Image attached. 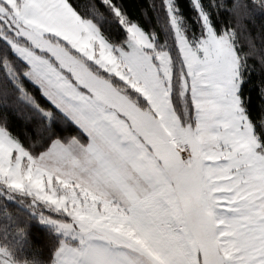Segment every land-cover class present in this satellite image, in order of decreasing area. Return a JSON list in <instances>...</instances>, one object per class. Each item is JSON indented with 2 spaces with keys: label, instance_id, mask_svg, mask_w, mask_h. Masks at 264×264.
<instances>
[{
  "label": "snow or ice",
  "instance_id": "1",
  "mask_svg": "<svg viewBox=\"0 0 264 264\" xmlns=\"http://www.w3.org/2000/svg\"><path fill=\"white\" fill-rule=\"evenodd\" d=\"M191 3L0 0V264H264V0Z\"/></svg>",
  "mask_w": 264,
  "mask_h": 264
},
{
  "label": "trees",
  "instance_id": "2",
  "mask_svg": "<svg viewBox=\"0 0 264 264\" xmlns=\"http://www.w3.org/2000/svg\"><path fill=\"white\" fill-rule=\"evenodd\" d=\"M121 2L125 4L126 9L133 16V18L140 19L141 23H143L146 28H149V30L155 29L158 32L160 31L164 20L162 16L160 21L157 22L155 13L151 10L148 11L147 16L142 14L144 8L147 7V3H151V0H121ZM176 3L180 7L181 14L188 18V23L194 24L195 21L191 19V14L194 12L191 0H176ZM247 91L251 96L252 106H258L259 99L255 96L254 82L253 86L249 87ZM43 233H46L44 226L33 222V226L30 229V244L12 246L11 251L13 257L19 264H22L23 261L28 260L33 256L34 252H36L38 248V243L35 237Z\"/></svg>",
  "mask_w": 264,
  "mask_h": 264
},
{
  "label": "rangeland",
  "instance_id": "3",
  "mask_svg": "<svg viewBox=\"0 0 264 264\" xmlns=\"http://www.w3.org/2000/svg\"><path fill=\"white\" fill-rule=\"evenodd\" d=\"M19 264V263H18Z\"/></svg>",
  "mask_w": 264,
  "mask_h": 264
}]
</instances>
